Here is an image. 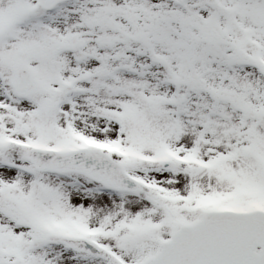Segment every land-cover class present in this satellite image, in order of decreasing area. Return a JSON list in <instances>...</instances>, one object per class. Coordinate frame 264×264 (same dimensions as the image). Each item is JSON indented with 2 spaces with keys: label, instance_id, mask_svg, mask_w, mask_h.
Here are the masks:
<instances>
[{
  "label": "snow or ice",
  "instance_id": "6c2138e0",
  "mask_svg": "<svg viewBox=\"0 0 264 264\" xmlns=\"http://www.w3.org/2000/svg\"><path fill=\"white\" fill-rule=\"evenodd\" d=\"M0 264H264V0H0Z\"/></svg>",
  "mask_w": 264,
  "mask_h": 264
}]
</instances>
